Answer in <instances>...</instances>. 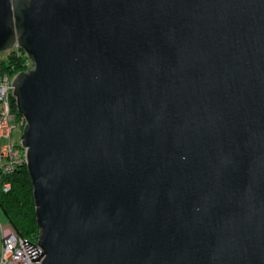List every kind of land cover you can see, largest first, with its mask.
Wrapping results in <instances>:
<instances>
[{
	"label": "water",
	"instance_id": "95a60500",
	"mask_svg": "<svg viewBox=\"0 0 264 264\" xmlns=\"http://www.w3.org/2000/svg\"><path fill=\"white\" fill-rule=\"evenodd\" d=\"M15 46L31 261L264 264V0H0Z\"/></svg>",
	"mask_w": 264,
	"mask_h": 264
},
{
	"label": "built area",
	"instance_id": "2783aa9c",
	"mask_svg": "<svg viewBox=\"0 0 264 264\" xmlns=\"http://www.w3.org/2000/svg\"><path fill=\"white\" fill-rule=\"evenodd\" d=\"M11 50L19 48L15 46ZM26 65L29 66L28 70L31 67L29 59ZM15 75L16 73L3 71L0 67V195L10 190L8 177L19 167L26 165V150L20 145V138L17 142L11 139L12 129L17 125L22 132L25 124L24 117L22 115L17 117L10 107L11 83ZM0 234V264H41L44 254L38 261H31L22 244L23 240H26L43 252L37 244V239L32 241L20 237L10 224L5 228L0 225Z\"/></svg>",
	"mask_w": 264,
	"mask_h": 264
},
{
	"label": "trees",
	"instance_id": "16d2710c",
	"mask_svg": "<svg viewBox=\"0 0 264 264\" xmlns=\"http://www.w3.org/2000/svg\"><path fill=\"white\" fill-rule=\"evenodd\" d=\"M28 59L21 50H9L5 59H0L3 71L18 73L27 70ZM11 111L20 117L14 99L10 100ZM11 187L0 195V208L7 217L9 224L22 237L35 241L38 237L33 187L26 166L19 167L8 177Z\"/></svg>",
	"mask_w": 264,
	"mask_h": 264
},
{
	"label": "rangeland",
	"instance_id": "374dc122",
	"mask_svg": "<svg viewBox=\"0 0 264 264\" xmlns=\"http://www.w3.org/2000/svg\"><path fill=\"white\" fill-rule=\"evenodd\" d=\"M8 54V51H2L0 52V59H5L6 55ZM21 135V129L16 125L11 132V139L15 142L18 141ZM0 225L5 228L9 225V221L5 214L3 213L2 209L0 208ZM0 251H1V234H0Z\"/></svg>",
	"mask_w": 264,
	"mask_h": 264
}]
</instances>
